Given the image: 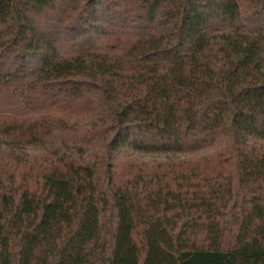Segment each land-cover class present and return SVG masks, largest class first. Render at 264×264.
I'll return each mask as SVG.
<instances>
[{
  "label": "trees",
  "instance_id": "obj_1",
  "mask_svg": "<svg viewBox=\"0 0 264 264\" xmlns=\"http://www.w3.org/2000/svg\"><path fill=\"white\" fill-rule=\"evenodd\" d=\"M0 264H264V0H0Z\"/></svg>",
  "mask_w": 264,
  "mask_h": 264
}]
</instances>
